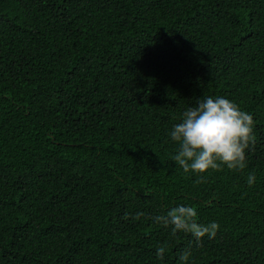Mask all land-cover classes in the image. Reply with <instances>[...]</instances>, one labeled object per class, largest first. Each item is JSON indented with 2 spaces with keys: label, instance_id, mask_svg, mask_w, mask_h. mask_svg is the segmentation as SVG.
I'll return each instance as SVG.
<instances>
[{
  "label": "trees",
  "instance_id": "16d2710c",
  "mask_svg": "<svg viewBox=\"0 0 264 264\" xmlns=\"http://www.w3.org/2000/svg\"><path fill=\"white\" fill-rule=\"evenodd\" d=\"M207 95L252 113L244 169L173 161L169 130ZM177 204L215 235L156 222ZM185 249L264 264V0H0V264H181Z\"/></svg>",
  "mask_w": 264,
  "mask_h": 264
},
{
  "label": "clouds",
  "instance_id": "9594fccd",
  "mask_svg": "<svg viewBox=\"0 0 264 264\" xmlns=\"http://www.w3.org/2000/svg\"><path fill=\"white\" fill-rule=\"evenodd\" d=\"M254 130L252 113L242 109L234 100L223 95H207L184 109L179 122L169 130L172 141L178 143L173 161L185 173L206 174L223 166L244 169L247 166ZM256 175L249 172L248 186L256 183ZM156 222L173 231L189 233L196 240L205 235L214 236L216 221L201 223L190 204H177L155 217ZM166 245L156 248L157 257H163ZM191 249L179 254L181 264H191Z\"/></svg>",
  "mask_w": 264,
  "mask_h": 264
}]
</instances>
